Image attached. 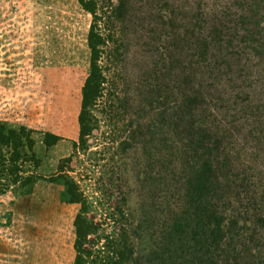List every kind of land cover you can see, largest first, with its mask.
Listing matches in <instances>:
<instances>
[{
  "label": "rangeland",
  "instance_id": "obj_1",
  "mask_svg": "<svg viewBox=\"0 0 264 264\" xmlns=\"http://www.w3.org/2000/svg\"><path fill=\"white\" fill-rule=\"evenodd\" d=\"M86 1L104 84L81 146L91 14L0 0V120L33 131L38 162L23 165L30 191L0 185V264H73L79 215L96 226L87 264L131 244L127 264H201L188 238L202 203L187 194L204 144L231 190L224 209L251 226L264 209V0Z\"/></svg>",
  "mask_w": 264,
  "mask_h": 264
},
{
  "label": "trees",
  "instance_id": "obj_2",
  "mask_svg": "<svg viewBox=\"0 0 264 264\" xmlns=\"http://www.w3.org/2000/svg\"><path fill=\"white\" fill-rule=\"evenodd\" d=\"M77 1L93 18L87 35L90 52L89 68L81 91L78 116V140L81 146H84L91 131L92 107L102 97L104 77L99 59L104 41L97 26L98 17L94 3L86 0ZM31 134L33 131L24 126L15 127L0 120V179L3 181L0 185L6 189L12 187L15 194H22L19 190L23 188L30 191L29 189L36 182L32 176H25L23 169L25 163L33 162L35 165L38 163L33 151L34 139ZM55 139L51 134H45L43 143L52 145ZM203 148L205 153L195 171V182L192 183L187 194L193 204L195 198L197 202L202 203L200 208L197 207L198 222L196 228L190 230L188 242L196 243L194 250L196 249V253L200 256L201 264H264V209L255 214L253 226L248 218L241 216L232 207L224 209L225 202L230 199L231 190L226 180L219 177L212 165L213 149L205 144ZM53 180L51 179V182ZM66 185L67 194L66 197L62 196V200L67 204H74L76 203L73 198L74 187L69 182ZM73 225L75 228L73 248L76 253L73 264H87V258L91 257V247L87 248L86 245L89 244L88 237L96 234V226L80 215L76 216ZM183 232L182 229L181 233ZM114 251V258L110 259V264L130 263L134 255L132 244L128 247L120 246Z\"/></svg>",
  "mask_w": 264,
  "mask_h": 264
}]
</instances>
